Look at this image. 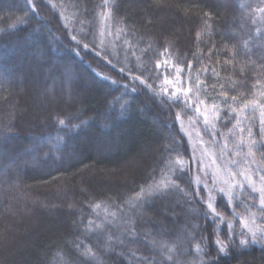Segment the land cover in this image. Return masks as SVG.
<instances>
[{
	"label": "trees",
	"instance_id": "trees-1",
	"mask_svg": "<svg viewBox=\"0 0 264 264\" xmlns=\"http://www.w3.org/2000/svg\"><path fill=\"white\" fill-rule=\"evenodd\" d=\"M216 2L0 0V129L14 126L3 144L19 153L0 159V264H66L80 244L94 250L90 264H140L141 257L144 264H264L261 245L216 250L212 241L228 232L229 220L242 231L233 212L246 213L250 191L231 207L215 199L224 222L206 216L197 195L205 191L194 185L190 146L176 119L196 120L203 100L228 160H239L238 140L249 139L240 128L251 127V138L262 141L254 159L264 167L260 109L241 114L238 126L228 115L233 95L261 99L253 85L264 83V17L256 11L264 2ZM20 17L26 25L10 28ZM158 62L167 71L147 80ZM165 78L175 83L161 99ZM181 88L190 89L178 95L181 105L192 101L191 109L169 99ZM222 91L229 105L221 103ZM169 159L183 160L182 180L175 181ZM168 175L179 187L162 195L155 184Z\"/></svg>",
	"mask_w": 264,
	"mask_h": 264
},
{
	"label": "snow or ice",
	"instance_id": "snow-or-ice-1",
	"mask_svg": "<svg viewBox=\"0 0 264 264\" xmlns=\"http://www.w3.org/2000/svg\"><path fill=\"white\" fill-rule=\"evenodd\" d=\"M114 2V0H113ZM264 2V0H262ZM28 4L32 5L33 0H28ZM109 6V0H105V7ZM35 7L33 8V11H35ZM262 17H264V8L258 7L256 9ZM103 15L107 18L109 13L105 12ZM255 22V21H254ZM18 25H26V21L24 18L20 17L17 18L13 23L10 25V28H16ZM73 40H76V37H73ZM80 42L77 41V44ZM89 47L88 44L84 45L85 50H87ZM98 54V53H97ZM189 68H191V63L188 65ZM161 68H164L165 71H167L166 63L164 65L160 64L159 62L156 64V74L151 75L149 77H146L147 80H158L160 79L159 70ZM176 72L180 73V68H176ZM170 74V73H169ZM104 79H107V77H104ZM134 79L140 80L139 76L134 77ZM115 83V81H113ZM141 84H144L148 89L154 90L155 84L154 83H147L146 80H140ZM175 83L172 80H169L167 78L164 79V82L162 85H160L161 91L159 93H156L157 95L161 96V99L164 98L165 94L168 93L169 89L167 85ZM203 87L201 82H197V88ZM223 88V85L221 86ZM254 88H258L259 95L261 97L260 100L255 99L253 97L252 99H247L246 97H238L236 95H233L230 97L231 105H229V93L227 91H222L220 95L223 97L221 100L222 104L229 105L230 111L228 112L229 116H232L236 119L237 126L242 123L241 114L247 113L248 109L251 108L253 111H255L256 108L260 109V115L261 119L259 121L260 123V129L259 134L262 138H264V83H260L257 81L256 85H253ZM190 89L187 88H181V89H174L171 92V96L169 99L172 100V104L176 107H182V111L184 109H191L192 101L190 99H185L182 102H180V96L178 93H182L185 97H187L188 92ZM166 102V101H165ZM204 104L203 100H200L199 103L195 106V112L199 115H202L204 117L205 124L209 123V114L207 113V110L201 111V108L199 105ZM232 105H237L233 107ZM214 113L213 118L219 119L221 110L214 106ZM246 119V115L243 117ZM59 124L61 126H65V119H59ZM177 120L180 119L179 114L176 117ZM87 122L84 121L82 124H86ZM13 125L11 123L6 124L3 126V129H0V159H3L4 157H10L15 153L14 148H5L3 141L4 139L9 135H14L13 132ZM216 125L215 123L212 124V128L215 129ZM245 131L249 134V139L245 143L243 138H241L238 147H246L247 148V156L252 157V163H255L254 159V150L258 148V145L262 143V141H258L256 139H252V128L248 127L240 128V132L243 134ZM227 145H225L226 147ZM165 151L171 153V149H165ZM17 158L19 157V153H15ZM177 156H179V153H177ZM262 159H264V153H262ZM24 163H27V161H24ZM169 163L171 165V161L169 159ZM178 166V167H177ZM171 167L177 168V170L174 173L175 181H180L183 179V160L177 159L175 161L174 165H171ZM171 170V169H170ZM259 175L260 183L259 186H257V183L253 179L254 176ZM240 176L243 177L244 181L247 182V188L250 189V193L247 197V200L251 201V204H246V213L240 215L239 217V223L240 228L242 231L239 233L236 232V230L233 228V225L231 221L229 220L227 222L228 232L221 233L220 235H217L215 237V240L212 241L215 246L218 253L226 254L230 247L237 246V247H246L249 244H259L261 246H264V168H256L252 169L251 174H249L248 171H241L238 173H228L226 169H222L221 172L215 174V177L212 181L213 187L209 188L207 184H205V190L208 193L206 196L202 195L201 193H197L198 196L201 197V202L206 204L207 212L205 213L206 216H217L221 222L225 221V217L217 211V207L214 204V196L213 193L217 191L215 185L218 182H221L223 186L218 188V191L220 194L225 196L227 198L228 206L231 207L233 204V200L238 199L239 192L236 191V189L244 190L245 189V183H236V177ZM155 187L159 190H161V194L163 195V190H166L171 187H179L178 184L174 183L173 181V175H168L162 177L161 181L157 184H155ZM144 192V189H141V193L137 194L136 200L139 201L141 198V194ZM252 194H256L253 196ZM257 197H258V203H257ZM99 207V205H97ZM253 207L258 208V212H254L251 209ZM233 217H236V213L233 212ZM126 223L131 224L132 227L129 229V233L131 236L135 237V222L134 221H127ZM239 235L240 239L238 242V245L236 244V237ZM202 239H205L202 237ZM210 239V238H208ZM169 252L172 251V249H168ZM197 251H201L199 245H197ZM135 253H133V256ZM97 257L94 255V250L84 247L82 244L76 246V255L74 258L69 259L66 261V264H90L91 261L96 260ZM169 261L173 260V257L171 255L167 258ZM145 258H140V264H144ZM113 264H122V261L114 260ZM149 264H155L154 261L149 262ZM174 264H180V262L176 261Z\"/></svg>",
	"mask_w": 264,
	"mask_h": 264
},
{
	"label": "rangeland",
	"instance_id": "rangeland-1",
	"mask_svg": "<svg viewBox=\"0 0 264 264\" xmlns=\"http://www.w3.org/2000/svg\"><path fill=\"white\" fill-rule=\"evenodd\" d=\"M214 1L220 2V0H214ZM169 20L171 22L173 21L172 18H170ZM52 100L54 99H51V101ZM260 119H261V115L259 117V120ZM177 121L183 133V136L186 138L190 146L192 163L194 167V173H193L194 185L203 188V190L205 191V195L208 194L205 190V184H207L209 188H212L213 187L212 181L215 177V174L221 172L222 169H226L228 173H238L241 171H248L249 174H251L252 169H256L258 167L264 168L262 166H259L256 162L252 163L251 161L253 158L247 156V151L243 153V147H237V151H235V155L238 156L239 160L233 161V163L230 162L226 156L225 148H223L221 142L218 141L216 138L214 129L212 128V122L210 117L208 124H205L204 117L202 115H198L196 120H192L189 122L184 121L181 118ZM203 134L208 137L207 140H205V138H202ZM240 140L241 139L238 140V144ZM135 158H137V156ZM253 179L257 183V186H259L260 183L259 175L254 176ZM236 183L237 184L245 183V188L247 187V182L244 181L243 177L237 176ZM221 186H223L221 182H218L215 185L217 191L213 193L214 201L218 196L223 197L225 201H227V198L222 194H220L218 191V188ZM248 190L251 191L250 189ZM236 191H238L239 193L243 192V190L241 191L239 189H236ZM253 211L256 212L255 210ZM236 217L239 218L240 216L237 214ZM44 229L48 232L50 231L49 226L44 227Z\"/></svg>",
	"mask_w": 264,
	"mask_h": 264
}]
</instances>
